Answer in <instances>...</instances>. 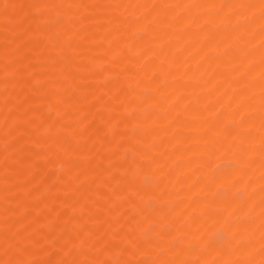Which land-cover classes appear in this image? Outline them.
I'll use <instances>...</instances> for the list:
<instances>
[{
    "label": "rangeland",
    "instance_id": "374dc122",
    "mask_svg": "<svg viewBox=\"0 0 264 264\" xmlns=\"http://www.w3.org/2000/svg\"><path fill=\"white\" fill-rule=\"evenodd\" d=\"M211 1L213 0H175L173 2L167 0H83V4L87 5L84 6L86 9L76 13V6L71 0H0V58L6 60V62L4 60V64H0V264H121L120 261L122 260L124 264H244L250 254L246 249L252 242L248 241L249 238H244L246 234H241L244 240L237 242L241 238L240 236H238L239 238L236 237L232 231H229L230 233L225 232L223 226L214 223L213 219H199L200 216H203L201 207L207 213L215 212L211 201L217 196L221 199L233 200L232 202H236L235 205L238 204L233 209V213L229 212V214L228 211H223L222 215L225 216L226 212L229 214L225 216V218L227 217L225 224L232 226V224H239L242 221L248 224L252 222L250 219H253L255 215V217L262 215L261 222L259 220V224L254 225L258 228L255 227L252 240L257 238V241L256 239L253 241L255 246L259 241L264 242V213L261 214L264 211V128H262L264 127V106L254 108V104L257 102L264 105V94L261 92L264 91L261 89L262 84H264L262 78L264 67L263 71L257 70L259 74L255 73L256 75L253 74V76L252 72L248 71L249 76L248 74L244 76L241 72L250 53H264V0H238L240 5L233 4L234 1L237 2L236 0H224L222 2L225 4L231 3L236 6L233 9L234 12L231 8L228 13L227 9L225 10L226 7L224 8V3L217 0L218 4L220 3V6L217 7L215 6L217 1ZM223 4L224 6H222ZM220 8L224 9L220 10ZM63 12H66L65 17H62ZM146 12L147 14H145ZM223 12L229 15L231 13L232 17L227 22L222 23L220 19L218 20L217 14L223 15ZM82 14H85V18H81L83 17ZM190 14L197 19L195 25L185 28L186 30L182 29L177 40H169L168 35L173 27L176 29V27L181 26L182 21L190 17ZM214 16L217 20L213 24L204 19V17H209L206 20H211ZM166 18L171 19L166 22ZM260 20L262 24L259 23L255 26L257 28L253 29L256 30L255 32L248 28L253 21L257 23ZM103 26H105V35H108L105 37L93 36L94 30ZM206 26L213 30L208 29L207 32V34L209 31L211 32L210 38L213 37L211 39L213 44H211L210 38L207 39L208 35L203 34L202 36L201 34ZM237 27L244 28L245 31L240 28L243 34L240 31L238 34L233 32V29ZM76 29L78 30L75 33ZM247 29L252 32H248ZM201 36H207L205 39L208 41L204 38L201 39ZM147 39L151 45H138V42L145 40V43L148 44ZM226 39L230 40L231 43H238L242 39L245 45L243 46L244 50L242 49L241 59L239 58L235 64L230 66L226 65L228 64L226 62L228 61V50L213 51L215 43H222ZM72 40H75L77 44L81 42V48L78 46L77 48L67 47L69 41ZM202 40L205 41L201 42ZM201 43L204 44L200 45ZM208 43L212 46H208ZM177 44L178 46H176ZM198 46L205 48L201 51ZM148 47L153 50L158 49V51L167 48L177 52V54L182 49L180 53L183 56L179 53L180 58L183 57L181 60L183 73L181 74L187 75L188 71L191 70L192 72L195 69L197 71L194 72L195 74L190 72V77L194 75L192 78L184 75H176L171 78L169 66H164V64L157 67L159 58L156 55L149 57L150 49ZM189 47L190 49H188ZM104 48L105 63L102 61L103 59L99 58ZM183 50L185 51L183 52ZM198 52L199 55L202 54V59H199L200 56L199 58L196 57ZM113 56H116V59L119 57V60L117 59L115 66L110 68L108 58ZM192 58L196 60L195 67L190 64ZM60 59H62V65L56 64L61 63ZM219 59L226 60L225 65H220L216 70V72L219 70L218 76L214 74L215 77H213L218 79L222 76L224 80L226 79L224 85L207 88L210 66L212 62L214 63L215 60ZM79 60L85 62L91 71L77 78H72L70 72H76L72 63L75 64ZM67 67L71 68L69 74L66 71ZM131 69L132 71L134 69L135 75L137 73V78L129 77L131 76L128 75L132 72ZM244 78L247 83L242 84ZM72 79L74 82L77 80L75 82L77 88L67 93ZM147 79L150 81L149 85L142 86L143 81ZM249 79L250 81H248ZM251 86L252 88L256 86V88L251 90L249 89ZM45 89L49 91L50 98L54 97L55 92L58 94L62 91L61 94L59 93L62 96L61 100H55L60 104L55 103L53 105L54 100V102L50 100L52 105L50 102L47 104V100L44 102L42 92ZM136 89L138 90L134 93L133 91ZM122 93L130 96L134 102V105L126 111L122 109L124 102ZM185 93H188L189 96L194 94L206 100L200 105L202 111L198 108V111H201V113L198 112L197 117H200L197 118L198 121L203 119L205 123L232 125L233 130L239 133L237 136L246 132L251 134L249 137L254 134L252 138L255 139V142L252 138H247L250 141L246 140L245 144L247 152H250V155L246 153L248 155L246 160L252 159L249 162L251 164L254 159L258 160L256 166H253L254 171L258 174L255 175V178L253 177L255 180H252L253 185L251 187L253 188L252 191L250 190L255 195L252 196L254 201L252 199L253 212L251 215L237 210V207L243 202L242 199L247 196V192L241 186L239 187L240 184L237 181H244L252 177L251 174L253 175V173L250 169L252 165L249 164V166L245 163L248 165V170L245 168V164L241 165V173L234 175L237 176L234 179H237L235 182L238 185L233 184L234 186H232L231 184L232 187L226 188V190L224 186H219L220 184L214 187L217 184L213 180L216 176L233 171L236 166V164L234 166V159L223 158V156H219L220 152L218 153V147L221 144L235 143L236 139L232 137L217 139L216 145H212L213 149L209 147V149H205L206 152L204 150L201 152V150L199 156L197 154L191 158V162L198 167V169L196 168L198 171H196V175L195 173L192 174L193 172L189 174L190 176H197L199 183L204 182L200 184L203 186L199 185L201 189L183 187L181 188L184 191L183 194L181 189L177 187L175 182H178L182 176V164L185 161L186 151L184 146L189 141L187 139H191L190 142L193 141L196 144L203 140L201 137L199 138V134L204 139L207 136L214 137L213 131L199 129L200 131L191 133L189 129L183 128L186 125L183 123L187 121L188 115L183 116L178 109L174 108V104L180 109L181 107H188L186 102L188 99H186ZM251 95L252 97H250ZM259 96L262 97L261 100ZM172 97L173 99H169ZM165 99L166 105L173 102V107L166 109L164 107ZM104 100H108L106 101L108 103ZM220 100L225 101L226 105H230H227L229 107L225 106L226 109L223 113L217 115ZM228 101L229 103H226ZM241 105L248 106L247 110L246 107L242 110ZM37 106H41L39 107L41 112H34V109L38 108ZM171 108L175 111H171ZM171 112H173L172 117L170 116ZM122 115H125L129 120L131 118V121L128 119L121 120ZM138 115L144 116L143 118L140 116L142 118L140 121H144V123H140V121L136 123V120H132V117L135 118ZM225 117L228 118L224 119ZM251 118L253 121L250 120ZM67 119L70 120V124ZM175 119H181L184 126L175 125L174 127ZM258 120L259 122H257ZM245 121L247 122L245 123ZM160 122L163 126H172L169 127L168 134L166 132L159 133L160 130L156 126ZM248 122L253 127L247 126ZM117 134L122 136L123 145L113 143ZM132 134L135 135L133 138ZM174 134L177 135V138L173 136ZM162 135H165L167 140L165 151L154 149L159 147L162 142ZM233 135L236 134L233 133ZM127 136L130 137L127 138ZM105 137L109 138L108 142H104L105 140L102 139ZM174 138L177 141H172ZM183 138L187 140H184L185 143L182 141ZM257 140L259 143L256 142ZM170 143L172 144L170 145ZM257 149L262 154L261 156L254 152ZM38 152L41 154L39 155ZM173 154L175 156L171 157ZM237 154L239 153L237 152ZM73 158H77L76 165L73 168L67 167L65 162H69ZM199 161L200 163H198ZM134 162L138 163L135 164L137 165L135 168H133ZM194 165L193 167H195ZM125 166L126 168H124ZM258 166L259 168H257ZM87 168H92L94 171L92 178L85 180ZM200 168H205V171ZM96 170L98 171L96 172ZM125 170L130 173L125 172ZM167 174L169 176H166ZM205 175L207 178H204ZM108 178H112V181L107 180ZM113 178L114 183L112 184ZM231 180H233V176ZM255 182L257 183L255 184ZM120 184L121 187L125 185V188H120ZM202 188L205 189L203 192ZM208 188L209 192L207 191ZM94 190L101 193L100 195L104 199L101 196L94 198L92 196ZM118 190L123 192L119 193ZM158 193L160 194L157 195ZM132 195L134 196L132 197ZM205 197L207 204L202 201V198ZM73 198L80 199L79 201L83 202L82 206L80 203L79 206L76 205L78 203L74 205L70 202ZM190 200L198 201V204L201 203V205H199V209H192L196 212L192 213L191 210V212L187 210L188 213L190 212L191 215H195L199 219L197 223L194 224L193 222L189 225L187 223L189 218L186 217L187 215H183L187 213V207L178 206L179 208L176 209L175 206ZM86 204H90L91 207L85 206ZM140 205L144 208H141ZM171 206L173 207L170 209ZM162 209L165 213L167 211V214ZM131 210L134 211V216L131 215ZM170 210L173 212H169ZM171 213L175 218L173 215L168 218ZM161 214L165 215L162 217ZM190 214L189 217H191ZM159 217H162L163 220ZM112 218L113 220H111ZM164 218L170 219L172 223ZM254 226L252 227L254 228ZM90 228V233L86 232L85 234H89L86 236L88 240H91L88 244H80L78 237L82 236L83 229L90 230ZM241 228L250 229L244 224L241 225ZM112 229L117 230L114 233ZM246 230H244L245 233H247ZM231 234L235 235L236 238ZM254 235L256 236L254 237ZM263 244L256 246L255 249H259V252H257L258 250L252 251L258 254L262 250L261 253L263 254L261 255H264ZM220 245L228 249L226 255L224 252H219L217 247ZM167 247H171L169 252L164 251L167 250ZM176 247L180 249L176 250ZM182 248L185 249L181 250ZM197 249L199 253H197ZM236 249L238 250L237 253H235ZM201 250H203L202 255ZM204 250L210 251H207V253L209 252L208 255L204 253ZM207 258L209 259L207 260ZM256 259L252 264H264V256Z\"/></svg>",
    "mask_w": 264,
    "mask_h": 264
},
{
    "label": "bare ground",
    "instance_id": "6f19581e",
    "mask_svg": "<svg viewBox=\"0 0 264 264\" xmlns=\"http://www.w3.org/2000/svg\"><path fill=\"white\" fill-rule=\"evenodd\" d=\"M75 1V2H74ZM74 1H72L71 0V2L73 3V4H75V6H76V13H78V12H81V11H84L85 9H86V7H84V6H87V5H84L83 4V0H74ZM101 1V0H100ZM168 2H173V1H175V0H167ZM217 1V0H216ZM215 1V2H216ZM222 2V1H224V0H219V2ZM237 2H235L234 1V5L235 4H238V5H240V3L238 2V0H236ZM240 1V0H239ZM37 2V1H36ZM86 2V1H85ZM121 2V1H120ZM211 2H214V0L213 1H211ZM244 2H246V1H244ZM86 3H88V2H86ZM222 3H224V2H222ZM101 4V3H100ZM212 5L214 4V3H211ZM217 4H218V1H217ZM217 4H215V6H217V7H219L220 6V3L217 5ZM225 4V3H224ZM224 4L222 5V6H224ZM233 4H225V6H224V8H225V10L227 11V13H228V10L230 11V9L232 8V11H233V9L234 8H236V6H233ZM111 5V4H110ZM112 5H113V3H112ZM227 5V6H226ZM70 8H72V7H70ZM111 8V7H110ZM113 8H114V6H113ZM116 8V7H115ZM128 8V7H127ZM203 8V7H202ZM224 8H220V10L221 9H224ZM126 9V8H125ZM88 10V9H87ZM218 10V9H217ZM75 11V10H74ZM147 11V10H146ZM104 12V11H103ZM210 12V11H209ZM234 12V11H233ZM106 14H107V12H105ZM213 13V12H212ZM221 13V12H220ZM142 14H144V13H142ZM145 14H147V12L145 13ZM144 14V15H145ZM215 14V13H214ZM83 15V17H81V18H85L84 17V15L85 14H82ZM81 15V16H82ZM101 15V14H100ZM104 15V14H103ZM216 15V14H215ZM229 14H224V12H223V15H219V13L217 14V18H218V20L220 19L221 21H222V23L223 22H227L228 21V19L229 18H231L232 17V15H231V13H230V15L228 16ZM236 15V14H235ZM66 16V12H63V14H62V17H65ZM106 16V15H105ZM190 17H188V18H186V19H184L182 22H183V24L181 25V26H178V27H176V29H174L175 27H173V29H172V31L170 32V34L168 35V38H169V40L171 39L172 41L173 40H177L179 37H180V31L182 32V29H185V28H188L189 26L191 27V26H194L195 24V22H196V20L197 19H195V16L194 15H192V14H190L189 15ZM203 16H204V14H203ZM211 16V15H210ZM228 16V17H227ZM237 16V15H236ZM61 18V17H60ZM59 18V19H60ZM74 18V17H73ZM79 18V17H78ZM80 18V19H81ZM108 18V17H107ZM217 18L214 16L211 20H206V19H209V17L208 18H205L204 17V19H205V21H210L212 24L213 23H215L214 21L215 20H217ZM261 18V17H260ZM264 18V17H263ZM58 19V20H59ZM62 19V18H61ZM77 19V18H76ZM103 19H104V17H103ZM155 19V18H154ZM154 19H153V22H154ZM167 19V18H166ZM171 19V18H170ZM170 19H167V20H165L166 22L169 20L170 21ZM233 19V18H232ZM105 20V19H104ZM152 20V19H151ZM230 20V19H229ZM65 21V20H64ZM101 21H103V20H101ZM172 22H173V19L171 20ZM49 22V21H48ZM61 22H62V20H61ZM77 22V21H76ZM255 22V23H254ZM59 23H60V21H59ZM169 23V22H168ZM204 23V22H203ZM208 23V22H207ZM262 24V21L260 20V22L258 21L257 23H256V21H253L251 24H250V26H248V28L251 30H253L254 28H256L255 26L257 25V24ZM64 24V23H63ZM212 24H209V25H212ZM106 26V25H105ZM105 26H103V27H101V28H99V29H96V30H94V32L93 31H91V32H93L92 34H93V36H96V37H98V35H100V37H105V36H107V35H105ZM209 27V26H208ZM207 26L205 27V28H203V32L201 33L202 34V36H203V34H205V35H208L209 37L207 38V36H205L207 39H209L210 38V31H213V30H210L209 28H208ZM212 27V26H211ZM178 28V29H177ZM241 28V27H240ZM235 28V29H233V32L235 33V32H237V34H238V32L242 29L243 31H245L244 30V28ZM208 29L210 30L209 31V33L207 34V32H208ZM215 29V28H214ZM225 29V28H224ZM257 29V28H256ZM74 30V29H73ZM77 30L78 29H76L75 30V33L77 32ZM186 30V29H185ZM241 30V31H242ZM250 30L248 31V29H247V31L248 32H250ZM81 31V30H80ZM201 31H202V29H201ZM223 31V30H222ZM240 31V32H241ZM256 30H253V32H255ZM107 32V31H106ZM220 32H221V30H220ZM220 32H219V34H220ZM239 32V33H240ZM252 32V31H251ZM250 32V33H251ZM199 33V32H198ZM245 33V32H244ZM247 33V32H246ZM261 33H262V31H261ZM187 34V33H186ZM200 34V33H199ZM241 34H243V32H241ZM263 34V33H262ZM198 35V34H197ZM213 35V34H212ZM211 35V36H212ZM264 35V34H263ZM189 36V35H188ZM191 36V35H190ZM201 36V39H205V37H202ZM200 37V36H199ZM213 38V37H212ZM212 38H210V40L212 39ZM150 39V38H149ZM180 39H182V38H180ZM188 39V38H187ZM186 39V40H187ZM200 39V40H201ZM207 39H205V40H207ZM69 40V39H68ZM106 40H107V38H106ZM205 40H202L201 42H204ZM146 41V40H145ZM145 41H142V42H138L139 44L138 45H151L150 43H149V41H148V39H147V41H148V44H146L145 43ZM152 41V40H151ZM180 41V40H179ZM196 41V40H195ZM199 41V40H198ZM208 41V40H207ZM212 41L213 40H211V44H213L212 43ZM49 42V41H48ZM105 42V41H104ZM190 42V41H189ZM197 42V41H196ZM215 42V41H214ZM81 43V42H80ZM77 44L76 42H75V40L73 41H69V43H68V46L67 47H70L71 46V48H77V46L79 47V48H81V44ZM106 43V42H105ZM121 43V42H120ZM152 43V42H151ZM185 43V42H184ZM183 43V44H184ZM198 43V42H197ZM196 43V46L199 44H197ZM210 43V42H209ZM207 44L208 46H210L211 44ZM233 43H235V42H233ZM233 43H231L230 42V40H228V39H226L224 42H222V43H219V42H217V43H215L213 46H214V48H213V51H215V50H220V51H227L228 50V61H226V60H224V59H219V60H215L214 61V63L212 62V64H211V66H210V78H209V80H208V82H207V84H206V87L207 88H212V87H215V86H220L221 84H223L224 82H225V80H224V78L222 77V76H220L218 79H216V78H214L215 76H218V71L216 72V70L219 68V66L221 65H225V61L228 63V64H226L227 66H230V65H233V64H235L236 63V61L237 60H239V58L241 57V54H242V52H243V46H245L244 45V41L241 39L240 40V42H238V43H235V44H233ZM179 44H180V42H179ZM204 43H201L200 45H203ZM206 44V43H205ZM67 45V44H66ZM83 45H84V43H83ZM118 45H120V44H118ZM118 45H116V46H118ZM122 45V44H121ZM153 45V44H152ZM65 46V45H64ZM98 46V45H97ZM146 46V47H147ZM175 46V45H174ZM176 46H178V44L176 45ZM175 46V47H176ZM186 46V45H185ZM206 46V45H205ZM208 46H206V47H208ZM212 46V45H211ZM50 47V46H49ZM121 47V46H120ZM163 47V46H162ZM161 47V48H162ZM173 47V46H172ZM149 48V47H148ZM151 48V47H150ZM149 48V49H150ZM152 48H154V47H152ZM182 48V47H181ZM183 48H185L184 46H183ZM198 48H201V51H202V49H204V48H202L201 46H198ZM101 49V48H100ZM188 49H190V47L188 48ZM243 49V50H242ZM79 50V49H78ZM155 50V49H154ZM153 49H150L149 50V52H148V55H149V57H152L153 55H156V56H158V58H159V64H158V66L157 67H159V66H163L164 64V66H169L168 68H170V70H169V76L172 78V77H174V76H176V75H184V74H181V73H183V68H182V65H181V60H182V54L180 53V52H182L181 50L182 49H180V51H178V54H177V52H174L173 50L172 51H170V50H168L167 48H165V49H163V50H160V51H158V49L157 50H155L154 51ZM176 50V49H175ZM186 50V49H185ZM185 50H183V52L185 51ZM82 51V50H81ZM97 51V50H96ZM102 51V50H101ZM201 51H200V53H201ZM205 52V51H204ZM203 52V53H204ZM17 53V52H16ZM58 53V52H57ZM179 53L182 55L181 56V58H180V55H179ZM49 54V53H48ZM127 55V54H126ZM147 55V56H148ZM204 55H205V53H204ZM198 56V58H199V56H200V58L199 59H202L201 58V56H202V54H200L199 55V52H198V55H196V57ZM148 57V58H149ZM196 57H194L195 59H196ZM246 57V56H245ZM68 58V57H67ZM85 58H87V57H85ZM99 58L104 62L105 61V48L103 49V52L100 54V56H99ZM108 58V57H107ZM119 58V57H118ZM117 58V59H118ZM194 58H192L191 59V61H190V64H192V66H196V60L194 59ZM90 59V58H89ZM109 59V64H108V66L111 68L113 65L115 66V62H116V56H113V57H110V58H108ZM241 59V58H240ZM4 60H5V58H2V60H1V58H0V64L2 65V64H4ZM56 60V59H55ZM74 60V59H73ZM76 60V59H75ZM81 60V59H80ZM80 60L76 63L75 62V64L77 65V67H75L76 65L74 64V63H72L73 64V66H74V68H75V70L74 71H76V72H70V70H71V68H63V69H67L66 71H67V73L69 74V72H70V75H72L73 77L72 78H77V77H79L80 75H84V74H87V72H89V71H91V68L85 63V62H80ZM83 60V59H82ZM81 60V61H82ZM119 60V59H118ZM197 61H199L198 59H197ZM3 62V63H2ZM5 62H6V60H5ZM8 62V61H7ZM45 62V61H44ZM47 62V61H46ZM57 62H59V61H57ZM60 62L61 63H56V64H60V65H62V59H60ZM224 62V64H222ZM105 63V62H104ZM202 63V62H201ZM50 65V64H49ZM48 65V66H49ZM79 65V66H78ZM105 65V64H104ZM199 65V64H198ZM202 66V65H201ZM204 66V65H203ZM263 67H264V53L263 54H257V53H250L248 56H247V59H246V63L244 64V66H243V68H242V74L245 76V74L247 75L249 72H252V76H253V74L254 75H256V74H259V73H257L258 71H260V70H262L263 69ZM55 68H56V66H55ZM79 68V69H78ZM104 68H105V66H104ZM116 68V67H115ZM52 69V68H51ZM78 71H77V70ZM159 69V68H158ZM161 69V68H160ZM128 70V69H127ZM258 70V71H257ZM55 71V70H54ZM53 71V72H54ZM131 71H132V69H131ZM130 70H129V72H131ZM133 71H134V69H133ZM131 72V73H129L128 75H131V76H129V77H131L132 79H134L136 76H137V73H136V75H135V72ZM135 71H136V69H135ZM143 71V70H142ZM195 71H197V69H195ZM195 71H192L193 73L195 72ZM199 71H201V70H199ZM249 71V72H248ZM263 71V70H262ZM261 71V72H262ZM52 72V71H51ZM57 72V71H56ZM92 72H94V70H92ZM137 72H138V70H137ZM144 72V71H143ZM190 72H191V70H190ZM190 72L188 71L187 72V75H184L185 77L187 76V77H189V78H192L194 75H192L191 77H190ZM191 72V73H192ZM139 73H140V71H139ZM192 73V74H193ZM216 73H217V75H216ZM256 73V74H255ZM263 73V72H262ZM60 74H62V73H60ZM185 74H186V72H185ZM195 74V73H194ZM214 74H215V76H214ZM142 75V74H141ZM141 75H140V77H141ZM139 76V75H138ZM144 76V75H143ZM214 76V77H213ZM248 76H249V74H248ZM223 79H222V78ZM137 78V77H136ZM142 78V77H141ZM226 78V77H225ZM262 78H263V82H264V74L262 75ZM262 78H260V79H262ZM127 79H129V78H127ZM126 79V80H127ZM188 79V78H187ZM148 80V79H147ZM143 81L144 82V84H141L140 82V84L143 86V85H149V80L148 81ZM191 80V79H190ZM227 80H228V75H227ZM230 80V79H229ZM77 81V80H76ZM75 81V82H76ZM248 81H250V79L248 80ZM25 82V81H24ZM75 82H74V80L72 79L71 80V82H70V84H69V90H67V93H70L72 90H74L75 88H77V85L75 84ZM119 82V81H118ZM125 82H127V81H125ZM132 83H133V80L131 81ZM246 81H245V78L242 80V84H244ZM238 83H239V81H238ZM247 83V82H246ZM232 84V83H231ZM234 84V83H233ZM115 85V84H114ZM145 85V86H146ZM224 85V84H223ZM247 85V84H246ZM256 86H257V84H255ZM259 85V84H258ZM76 86V87H75ZM117 86V85H116ZM142 86H140L141 87V89H142ZM249 86V85H248ZM256 86L255 87H253L252 88V86H251V88H249V89H254V88H256ZM263 86V87H262ZM262 86H261V89L262 90H264V84H262ZM125 87H126V85H125ZM134 87H136V86H134ZM138 87V86H137ZM132 88V87H131ZM184 89V88H183ZM259 89H260V85H259ZM138 89H136L135 91H133L134 93L137 91ZM248 91H250V90H248ZM247 91V92H248ZM44 92V93H43ZM43 92H42V96H43V99H44V102L47 100V104H49V102H50V104H51V101H55V100H61V97L62 96H60V94L62 93V91H61V93L60 92H58V94L56 93H54V97L53 98H50L49 97V91L48 90H43ZM101 92V91H100ZM146 92V91H145ZM156 92V91H155ZM186 92V91H185ZM244 92V91H243ZM243 92H241V94H243ZM262 92V94H264L263 92L264 91H261ZM60 93V94H59ZM63 93H64V91H63ZM65 94H66V92H65ZM196 94V93H195ZM245 94H246V92H245ZM251 94H252V92H251ZM67 95V94H66ZM121 95H123V97H124V102H123V110H128V108L129 107H131L132 105H134V102H132V98L130 97V96H128V95H126L125 93L123 94H121ZM121 95H119V96H121ZM193 96H189L188 95V93L186 94L185 93V97L187 96V98L186 99H188L186 102H187V106L188 107H186V108H184V107H181V109L180 108H178L177 107V105L175 106V104H174V108L175 109H178V111L179 112H181V114L183 115V116H185V114H187L186 116L188 117L187 118V121L185 122V123H183V121H181V119L179 120V119H175L174 120V122H175V124H174V127H175V125H179V126H184L183 124H186L183 128H186V129H189L190 131L189 132H191V133H194V132H197V130H199V129H202V131L204 130V131H213V133H214V137H209V136H207V137H205V139H204V137H202V136H200V134L199 133H196L197 135L199 134V138L201 137V139H203L200 143L198 142V143H196V144H194L193 143V141H191L190 142V140L191 139H187L186 137V139L187 140H189V141H187V140H185L184 138H183V142L185 143V141H187V143L185 144V146H184V148L186 149V151H185V161L183 162L184 164H182L183 166H182V176L179 178L180 180H178V182H175V183H177L176 185H177V187L179 188V189H181V188H183V187H190L191 189H195V190H197V189H201V187L200 186H203V185H200V184H202V183H204V182H201V183H199L198 182V179H197V176L195 177L194 175H191L190 176V174L189 173H191V172H193L192 174H194L195 173V175H196V171H198L197 169H198V167L196 166V165H194V163H192L191 161H192V159L191 158H193V157H195L197 154H198V156H199V151H201V152H203V150H204V152H206V150L205 149H209V147H212V145L214 144V145H216V143H215V141L217 142V139L219 140V138H221L222 139V137H232V138H234V139H236V141H235V143L233 142V143H231V142H229V144H226V145H222L221 143V145H220V147H218L219 148V150H218V153H219V156H223V158L225 157L226 159H228V158H231V159H234V161H235V163H234V166H235V164H236V166H235V168H234V170L233 171H228L227 173H225V174H221V175H218V176H216V178H214L213 180H215L216 182L215 183H217L216 185H214V187L215 186H217L218 184H220L219 186H224L225 188V190H226V188H229V187H232V186H234L233 184H237L238 185V183L237 182H239V187L241 186L242 187V189H244L246 192H247V196L245 197V198H243L242 200H243V202H242V204L240 205V206H238L237 207V210H238V212H243V213H248L249 215H251L252 214V210H253V208H252V196H255V195H253V193H251L250 192V190L253 188V187H251L252 185H253V181L252 180H255L254 178L257 176V172L256 171H254V169H253V166H256V164H257V159H254L253 160V163L251 164V163H249L250 161H252V159L251 160H246V158H247V154H249L250 152H247V150H246V147H245V144H246V140H248L249 138H252L253 136H254V134H253V132H252V134H253V136L251 137H249V135H251V134H248L247 132L246 133H242L240 136H237V134H239L237 131H234L233 130V127H231L232 125H227V124H225V123H205L204 122V120L203 119H201L202 121H200V123H199V121L197 120V118L199 119L200 117H197L198 116V114L199 113H201V107H200V105H202L203 104V102L205 103L206 102V100H203L202 98H200V97H198V96H195L194 94H192ZM229 95V94H228ZM247 95V94H246ZM134 96H136V95H134ZM173 96V95H172ZM189 96V97H188ZM262 96V95H261ZM122 97V96H121ZM145 97V96H144ZM248 97H249V95H248ZM250 97H252V95L250 96ZM255 97V96H254ZM153 98V97H152ZM258 98V97H257ZM259 98H260V100H261V98L262 97H260L259 96ZM66 99V98H65ZM169 99H173V97L172 98H169ZM212 99V98H211ZM51 100V101H50ZM144 100V99H143ZM53 101V102H54ZM105 102L106 101H108V100H104ZM134 101V100H133ZM144 101H147L146 99L144 100ZM150 101H153V100H150ZM166 101V99L164 100V102ZM184 101V100H183ZM143 102V101H142ZM167 102V101H166ZM166 102H165V108L167 109L168 107L170 108L171 106L173 107V105H172V103L173 102H169L167 105H166ZM55 103H58V101H55L54 103H52L53 105L55 104ZM106 103H108V102H106ZM106 103H104V104H106ZM131 103H133V104H131ZM175 103V102H174ZM177 103V102H176ZM220 105H219V109L217 110V115H220V113L222 114L223 113V111L226 109V107L225 106H227V105H230V104H225V101H223V100H220V102H218ZM226 103H229V101L228 102H226ZM46 104V105H47ZM51 104V105H52ZM58 104H60V103H58ZM57 104V105H58ZM120 104H121V102H120ZM136 104V103H135ZM78 105V104H77ZM100 105H101V103H100ZM164 105V104H163ZM178 105H180L179 103H178ZM217 105V104H216ZM215 105V106H216ZM255 105V107L254 108H256V106H258V108H261L262 106H264V105H261L260 103H255L254 104ZM261 105V106H260ZM88 106V105H87ZM115 106H117V105H115ZM115 106H114V108H115ZM38 107V106H37ZM39 107H41V106H39ZM39 107L38 108H35L34 109V112L36 111H40L41 109H39ZM121 107V106H120ZM163 107V106H162ZM214 107V106H213ZM227 107H229V106H227ZM246 107V106H245ZM245 107L243 106V105H241L240 106V108L243 110V109H245ZM248 107V106H247ZM247 107H246V110H247ZM251 107H253V106H251ZM101 108V107H100ZM198 108H199V110H201V111H198ZM264 108V107H263ZM102 109V108H101ZM109 109V108H108ZM130 109V108H129ZM164 109V108H163ZM172 109V108H171ZM212 109V108H211ZM214 109V108H213ZM240 109V110H241ZM257 109V108H256ZM75 110H77V109H75ZM80 110V109H79ZM234 110V109H233ZM239 110V111H240ZM74 111V110H73ZM78 111V110H77ZM136 111V110H135ZM171 111H175V110H171ZM41 112V111H40ZM199 112V113H198ZM38 113V112H37ZM77 113V112H76ZM75 113V114H76ZM102 113H103V111H102ZM119 113H121V112H119ZM148 113V112H147ZM173 112H171L170 113V116L172 117V114ZM175 113V112H174ZM203 113V112H202ZM214 113V112H213ZM151 114V113H150ZM179 114V113H178ZM225 114V113H224ZM133 116V115H132ZM141 115H138V117H135V118H133L132 117V120H136L135 122L137 123H139V121H140V119H142L144 116H141ZM151 116H152V114H151ZM151 116H146V117H151ZM206 117V116H205ZM222 117H224L223 115H222ZM230 117V116H229ZM254 117V116H253ZM260 117H261V115H260ZM228 117H225L224 119H227ZM129 120V118H127L125 115H122V118H121V120ZM206 119V118H205ZM67 120H69V119H67ZM163 120V119H162ZM251 121H253V119L251 118L250 119ZM119 121H120V119H119ZM129 121H131V118H130V120ZM155 121V120H154ZM157 121V120H156ZM219 121V120H218ZM134 122V123H135ZM142 121H140V123H141ZM247 121H245V123H246ZM257 122H259V120L257 121ZM78 123V122H77ZM133 123V124H134ZM142 123H144V121L142 122ZM183 123V124H182ZM69 124H70V120H69ZM69 124H66V125H69ZM79 124V123H78ZM237 124V123H236ZM241 124V123H240ZM249 124V125H248ZM80 125V124H79ZM138 125V124H137ZM246 125V124H245ZM244 125V126H245ZM253 125V124H252ZM257 125V124H256ZM86 127H88L87 125H85ZM133 126V125H132ZM139 126H140V124H139ZM178 126V127H179ZM188 128H187V127ZM247 126H251V124H250V122H248L247 123ZM35 127V126H34ZM80 127V126H79ZM153 127V126H152ZM169 127H172V126H169ZM169 127L167 126H163L162 125V123L160 122V124L158 125V126H156V128H158V130H160L159 131V133L160 132H166L167 134L169 133L168 131H169ZM177 127V126H176ZM181 127V128H182ZM239 127V126H238ZM251 127H253V126H251ZM262 127V126H261ZM254 128H255V126H254ZM262 128H264V127H262ZM79 129H81V128H79ZM179 129V128H178ZM235 129V128H234ZM261 129V128H260ZM120 130V129H119ZM131 130V129H130ZM137 130H139V129H137ZM157 130V129H156ZM245 130V129H244ZM259 130V129H258ZM80 131V130H79ZM179 131V130H178ZM200 131V130H199ZM256 131H257V129H256ZM256 131H255V133H256ZM81 132H83V131H81ZM120 132V131H119ZM127 132V131H126ZM116 133V132H115ZM115 133H114V135H115ZM118 133V132H117ZM123 133V132H122ZM132 133V132H131ZM137 133V132H136ZM165 133V134H166ZM233 133H235L236 135H233ZM78 134V133H77ZM126 134V133H125ZM128 134V133H127ZM142 134V133H141ZM157 134V133H156ZM171 134V133H170ZM129 135H130V133H129ZM190 135V134H189ZM55 136V135H54ZM135 135H133L132 134V138L134 137ZM163 136V140H162V138H160L161 140H162V142L159 144V147L157 146V148L155 147L154 149H157V150H161V151H165L166 150V145H167V140H166V137H165V135H162ZM161 136V137H162ZM174 137H176L177 135H173ZM102 137H104V136H102ZM114 137V136H113ZM128 137H130V136H127V138ZM165 137V138H164ZM171 137V136H170ZM255 137H257V136H255ZM177 138V137H176ZM248 138V139H247ZM103 140H105L104 142H106L107 140L109 141V138H107V137H105V138H102ZM101 139V140H102ZM122 136L120 135V134H117L116 136H115V138H114V141H113V143L114 144H116V145H118V144H122L123 143V141H122ZM178 139H180V138H178ZM253 139V138H252ZM258 139H259V137H258ZM134 140V139H133ZM160 140V141H161ZM173 140H175V138L174 139H172V141ZM185 140V141H184ZM200 140V139H199ZM254 140V142H255V139H253ZM107 141V142H108ZM122 141V142H121ZM129 141V140H128ZM127 141V142H128ZM171 141V140H170ZM169 141V142H170ZM175 141H177V140H175ZM179 141V140H178ZM182 141H180V142H182ZM248 141H250V140H248ZM189 142V143H188ZM225 142H226V140H225ZM251 142H252V140H251ZM256 142H258L259 143V141L257 140ZM130 143V142H129ZM173 143V142H172ZM172 143H170V145L172 144ZM179 143V142H178ZM219 143V142H218ZM231 143V144H230ZM120 144V145H121ZM132 144V143H131ZM139 144V143H138ZM199 144V145H198ZM119 145V146H120ZM123 145V144H122ZM158 145V144H157ZM169 145V144H168ZM178 145V144H177ZM132 146V145H131ZM140 146V145H139ZM76 147V146H75ZM131 148V147H130ZM39 149V148H38ZM132 149V148H131ZM178 149V148H177ZM212 149H213V147H212ZM179 150H180V148H179ZM252 150H254V149H252ZM259 150H260V148H259ZM264 150V149H263ZM262 150V151H263ZM136 151V150H135ZM173 151V150H172ZM184 151H183V153H184ZM217 151V150H216ZM261 151V152H262ZM211 152V151H210ZM237 152L239 153V154H237ZM254 152H257V153H259L258 152V149L257 150H255ZM176 153H177V151H176ZM179 153V152H178ZM211 153H213V151L211 152ZM247 153V154H246ZM263 153H264V151H263ZM38 154L40 155L41 153L40 152H38ZM37 154V155H38ZM137 154V153H136ZM161 154V153H160ZM162 154H165V152L163 153L162 152ZM168 154V153H167ZM166 154V155H167ZM222 154V155H221ZM236 154V155H235ZM138 155V154H137ZM177 155V154H176ZM179 155H184V154H179ZM210 155V153L208 154V156ZM217 155V154H216ZM250 155V154H249ZM254 155H255V153H254ZM262 154H260L259 153V156H261ZM264 155V154H263ZM138 156H140V155H138ZM175 155L173 154L171 157H174ZM126 157V156H125ZM124 157V158H125ZM141 157V156H140ZM120 158V157H119ZM137 158V157H136ZM136 158H134V159H136ZM159 158V157H158ZM169 158V157H168ZM254 158H257V157H254ZM259 158V157H258ZM129 159V158H128ZM127 159V160H128ZM199 159V158H198ZM206 159V158H205ZM248 159V158H247ZM76 160H77V158L76 159H74L73 158V160H71V161H69V162H65V165L67 166V167H69V168H73L75 165H76ZM118 160V159H117ZM121 160V159H120ZM123 160V159H122ZM130 160V159H129ZM157 160V159H156ZM79 161V160H78ZM101 161V160H100ZM158 161H159V159H158ZM157 161V162H158ZM233 161V162H234ZM260 161V160H259ZM34 162H36V161H34ZM117 162H120V161H117ZM116 162V163H117ZM124 162V161H123ZM133 162V161H132ZM137 162H138V160H137ZM137 162H134L133 164H134V167L133 168H135L137 165H135V164H138ZM191 162V163H190ZM194 162V161H193ZM115 163V162H114ZM140 163V162H139ZM196 163V162H195ZM198 163H200V161L198 162ZM205 163V162H204ZM245 163H247L248 165L250 164V165H252V167L250 168L251 170H252V172L251 173H253V175L251 174V176L252 177H250V178H248L247 180H244V181H237V182H235V180H237V179H234V177L236 178L237 176H234V175H236L237 173H241L240 172V167H241V165H244ZM90 164V163H89ZM99 164V163H98ZM129 164V163H128ZM166 164H167V162H166ZM122 165H124V164H122ZM126 165V164H125ZM193 165L195 166V167H193ZM208 165V164H207ZM248 165H244V166H246L245 168L248 170ZM249 165V166H250ZM263 165V164H262ZM119 166V165H118ZM142 166V165H141ZM146 166V165H145ZM157 166V165H156ZM199 166V165H198ZM205 167H207L206 165H204ZM89 167V166H88ZM231 167V166H230ZM263 167V166H262ZM119 168V167H118ZM124 168H126V166L124 167ZM141 168V167H140ZM158 168L160 169V167L158 166ZM157 168V169H158ZM197 168V169H196ZM243 168V167H242ZM257 168H259V166L257 167ZM261 168V167H260ZM82 169V168H81ZM121 169V168H120ZM201 170H203V171H205L203 168H200ZM199 169V170H200ZM127 170V169H126ZM125 170V172H128V171H126ZM129 170H133V169H129ZM136 170V169H135ZM257 170V169H256ZM94 170L92 169V168H87V170H86V172H85V180L86 179H90V177L92 178V172H93ZM98 170H96V172H97ZM165 171V170H164ZM168 171H170L169 169H168ZM260 171H261V169H260ZM264 171V170H263ZM113 172V171H112ZM166 172V171H165ZM201 172V171H200ZM199 172V173H200ZM128 173H130V172H128ZM166 173H168V172H166ZM210 173V172H209ZM112 174V173H111ZM203 174V173H202ZM208 174V173H207ZM206 174V175H207ZM206 175H205V177L204 178H207L206 177ZM249 175V174H248ZM256 175V176H255ZM263 175V174H262ZM112 176H113V174H112ZM132 176V175H131ZM137 176V175H136ZM166 176H169V174H167ZM171 176H172V174H171ZM204 176V175H203ZM210 177H213V176H211V175H209ZM232 176H233V180H231L232 179ZM246 176V175H245ZM138 177V176H137ZM165 177V176H164ZM173 177H174V175H173ZM172 177V178H173ZM254 177V178H253ZM116 178H118V177H116ZM115 178V179H116ZM171 178V177H170ZM253 178V179H252ZM262 178H263V176H262ZM110 178H108L107 180H109ZM112 179V178H111ZM110 179V180H111ZM163 179V178H162ZM45 180H47V179H45ZM109 180V181H110ZM207 180V179H206ZM206 180H203V181H206ZM209 180H211V179H209ZM112 181V180H111ZM117 181V180H116ZM120 181V180H119ZM125 181V180H124ZM134 181V180H133ZM163 181V180H162ZM231 181H232V183H231ZM118 182V181H117ZM130 182V181H129ZM129 182H128V185H129ZM211 182V181H210ZM209 182V183H210ZM112 184L114 183V178H113V182H111ZM124 183H126V182H124ZM131 184H132V182H130ZM163 183V182H162ZM257 182H255V184H256ZM130 184V185H131ZM137 184V183H136ZM206 184V183H205ZM232 184V186H230ZM155 185V184H154ZM160 185V184H159ZM200 185V186H199ZM259 185V184H258ZM133 186V185H132ZM115 187V186H114ZM120 188H125V185L124 186H122L121 187V184H120V186H119ZM135 187V186H134ZM198 187V188H197ZM211 187V186H210ZM251 187V188H250ZM261 187V186H260ZM96 188H97V186H96ZM120 188H118V189H120ZM197 188V189H196ZM204 188V187H203ZM202 188V192H203V190H205V189H203ZM158 189V188H157ZM166 189H168V188H166ZM187 189V188H186ZM211 189V188H210ZM230 189V188H229ZM123 191H124V189H122ZM139 190H141L140 188H139ZM143 190V189H142ZM145 190V189H144ZM160 190V189H159ZM209 190V188L207 189V191ZM264 190V189H263ZM119 191V193L120 192H123V191H120V190H118ZM117 191V192H118ZM181 191L183 192V194H184V191L181 189ZM199 191V190H198ZM252 191V190H251ZM137 192H138V190H137ZM136 192V193H137ZM139 192H142V191H139ZM156 192V191H155ZM209 192V191H208ZM213 192V191H212ZM129 193H132V192H129ZM161 193H163V192H161ZM177 193V192H176ZM185 193H188V192H185ZM190 193V192H189ZM188 193V194H189ZM206 193V192H205ZM89 194H92V193H89ZM101 193H99L97 190H94L93 191V197L94 198H99L101 195H100ZM114 194V193H113ZM160 193H158L157 195H159ZM167 194V193H166ZM170 194V193H169ZM181 194V193H180ZM187 194V195H188ZM137 195V194H136ZM135 195V196H136ZM165 195V194H164ZM177 195V194H176ZM179 195V194H178ZM90 197H91V195H89ZM134 195H132V197H133ZM180 196V195H179ZM202 196H205V195H202ZM102 197V199H104L103 198V196H101ZM188 197H190V196H188ZM65 198V197H64ZM88 199H89V197H87ZM86 198V199H87ZM193 198V197H192ZM216 198V199H215ZM73 199H74V201H73ZM73 199H71L70 200V202H72V203H74V205L76 204V203H78V204H76V205H79L80 206V204H81V206H82V201H79L80 199H77V198H73ZM112 199V198H111ZM187 199V198H186ZM210 199H212V198H210ZM237 199V198H236ZM76 200H78V201H76ZM90 200V199H89ZM101 200V199H100ZM188 200V199H187ZM207 199H206V197L205 198H202V201L205 203V204H207L205 201H206ZM213 200V199H212ZM88 201V200H87ZM95 201H96V199H95ZM98 201V200H97ZM132 201V200H131ZM181 201V200H180ZM179 201V202H180ZM193 200H190L189 202L187 201V203H184V202H181V203H179V205H177V206H175V208L177 209V207L179 206V207H187L186 208V211L187 210H191L192 211V209L193 208H198L199 209V205H201V203L200 204H198V201H196V202H192ZM233 201V200H232ZM232 201H230V200H228V199H221V197L220 198H218V196L217 197H214V200L213 201H211V202H213V204H212V206L214 207L213 209H215V212H213L214 213V215H212L211 213H207V212H205L204 210H203V208L201 207L200 209H202L201 210V213H203V216L201 217L200 215V217H199V219L201 220V219H206V218H211V219H213V221H215L214 223H217V224H219V226H223L222 228H224V231L225 232H227V233H230L231 231H232V234H235L236 235V237H238V236H240L241 238L240 239H236L237 240V242H239V240L240 241H243L244 239H242V235L241 234H243V235H245L246 234V237H244V238H249L248 239V241H255V239H256V241H257V238H254L253 240H252V238H253V234L255 233V229L256 228H258L257 226H254V225H258L259 223H258V221L260 220V219H262V215L261 214H263L264 213V211H262L261 212V214H259L258 213V215H261V216H258V217H253V219H250L252 222L250 223H245L244 221H242L241 223H239V224H232V226H231V224H225L226 222V218H225V216H227V215H229L230 213L229 212H232L233 213V209H235L236 208V206L238 205H235V203L236 202H232ZM235 201V200H234ZM253 201H254V199H253ZM91 202V201H90ZM80 203V204H79ZM95 203V202H94ZM97 203V202H96ZM92 204V203H91ZM114 204V203H113ZM175 204V203H174ZM209 204V203H208ZM157 205V204H156ZM159 205V204H158ZM259 204H257V206H258ZM85 206H89V207H91L90 206V204H86ZM142 205H140V207H141ZM165 206H167V205H165ZM164 206V207H165ZM208 206V205H207ZM113 207V206H112ZM115 207V206H114ZM136 207V206H135ZM173 206H171L170 207V209L172 208ZM178 207V208H179ZM184 207V208H185ZM259 207V206H258ZM258 207H257V209H258ZM141 208H144L143 206L141 207ZM158 208H159V206H158ZM167 208V207H166ZM168 208H169V206H168ZM183 208V209H184ZM207 208V207H206ZM212 208V207H211ZM256 209V208H255ZM127 210H129V209H127ZM161 210V209H160ZM163 210V209H162ZM167 210H169V209H167ZM228 211V213L226 212V214H225V216L224 215H222V213H223V211ZM241 210V211H240ZM126 211V210H125ZM164 211V210H163ZM163 211H162V213H163ZM190 211V212H191ZM202 211H204V212H202ZM210 211H214V210H210ZM235 211V210H234ZM258 211V210H257ZM131 212H132V214L131 215H133V213H134V211H132L131 210ZM130 212V213H131ZM154 213H155V211H153ZM159 212V211H158ZM169 212H173V210L171 211H169ZM190 212L188 213V211H187V213L186 214H183V215H187L186 217L187 218H189V220L187 219V223L190 225V224H193V222H194V224H195V222L197 223V221L199 220L198 219V217H195V215H191L190 214ZM193 212H196V211H192V213ZM236 212V211H235ZM237 212V213H238ZM126 213V212H125ZM164 213H165V211H164ZM88 214H91V213H88ZM156 214V213H155ZM165 214H167V211H166V213ZM165 214H161L162 215V217H163V215H165ZM169 214V213H168ZM189 214H190V216L191 217H189ZM242 214V213H241ZM8 215V214H7ZM138 215V214H137ZM170 215V214H169ZM172 213H171V216H168V218H170V217H172ZM210 215H212V216H210ZM240 215V214H239ZM129 216V215H128ZM134 216V215H133ZM248 216V215H247ZM115 217V216H114ZM130 217H132V216H130ZM160 218V219H162L163 220V218ZM184 217V216H183ZM195 217V218H194ZM250 217V216H249ZM5 218V217H4ZM115 218H117V216L115 217ZM128 218V217H127ZM157 218H158V216H157ZM173 218H175L174 217V215H173ZM263 218H264V216H263ZM9 219V218H8ZM117 219H119V218H117ZM165 220H167V221H170V219H166V218H164ZM181 219H182V217H181ZM208 219V220H209ZM241 219L243 220V218L241 217ZM7 220V219H6ZM111 220H113V218L111 219ZM159 220V219H158ZM172 220V219H171ZM174 220V219H173ZM180 220V219H179ZM246 220V219H245ZM249 220V219H248ZM118 221V220H117ZM191 221V222H190ZM210 221V220H209ZM171 223H172V221H170ZM240 222V221H239ZM247 222V221H246ZM260 222H261V220H260ZM107 223V222H106ZM106 223H105V225H106ZM175 224V223H174ZM245 225V226H248V228H250V229H248V230H246V228H241V225ZM250 224V225H249ZM251 224H253L252 226H254V228L251 226ZM87 225H88V223H87ZM99 226V225H98ZM100 226H102V224H100ZM107 226V225H106ZM92 227V226H91ZM95 227V226H94ZM177 227V226H176ZM256 227V228H255ZM264 227V226H263ZM76 229V228H75ZM97 229H98V227H97ZM121 229V228H120ZM242 229V230H241ZM246 230L247 231V233H245V231L244 230ZM264 229V228H263ZM95 230H96V227H95ZM94 230V231H95ZM98 230H100V228L98 229ZM112 230H114V229H112ZM117 229H115L114 230V233H115V231H116ZM122 230V229H121ZM131 230V229H130ZM129 230V232H131ZM259 230V229H258ZM90 231H91V228H90V230L89 229H83V233H82V236L81 237H78V242L81 244H88L89 243V241L91 240V239H89L88 240V237L86 236V235H89V234H85L86 232L87 233H90ZM110 231V230H109ZM230 231V232H229ZM233 231H234V233H233ZM244 232V233H243ZM5 233V232H4ZM132 233V232H131ZM134 233V232H133ZM117 234H119V233H117ZM140 234V233H139ZM231 234V235H232ZM256 234H257V232H256ZM131 235H134V234H131ZM235 235L233 236V237H235ZM252 235V236H251ZM251 236V237H250ZM256 235H254V237H255ZM257 236H259L258 234H257ZM131 237V236H130ZM138 237V236H137ZM199 237H200V235H199ZM235 237V238H236ZM263 237H264V234H263ZM133 238H135V237H133ZM132 238V239H133ZM234 238V239H235ZM239 238V237H238ZM242 239V240H241ZM247 239H246V241H247ZM263 239V238H262ZM200 240V239H199ZM196 241V240H195ZM165 242V241H164ZM234 242H236V241H234ZM248 242L249 243V246L247 247V251H249L248 253H250L249 254V257L247 256V260H245V263L244 264H252L253 262H255V259L257 258V257H259L260 258V256L262 257V256H264V255H261V254H263V253H261V251L262 250H260V253H258L257 254V252H259V249H255L256 248V246H258V244L260 245L261 243L263 244L264 242H261V241H259L257 244H256V246L254 245L255 243L253 242ZM78 243V244H79ZM200 243H202L201 242V240H200ZM145 244V243H144ZM156 244H158V243H156ZM155 244V245H156ZM175 244V243H174ZM195 244V243H194ZM198 244V243H197ZM199 245V244H198ZM197 245V246H198ZM206 245V244H205ZM264 245V244H263ZM169 246V245H168ZM194 246H196V245H194ZM221 246V245H220ZM220 246H218L217 248L219 249V252L220 253H223L224 252V254L226 253V251L228 250L227 248H224V247H220ZM246 246V245H245ZM244 246V247H245ZM80 247V246H79ZM145 247H147V246H145ZM173 247V246H172ZM220 247V248H219ZM170 248L171 247H167L166 249L168 250H164L165 252H169L170 251ZM203 248H205V247H203ZM209 248V247H208ZM207 248V249H208ZM217 248H215L216 250H218ZM175 249V248H174ZM177 249H180V248H177L176 247V250ZM183 249H185V248H182L181 250H183ZM200 249H202V248H200ZM147 250V249H146ZM220 250H222V251H220ZM255 251V250H258L257 252H253V251ZM164 251H162V252H164ZM179 251V250H178ZM194 251V250H193ZM193 251H192V253H193ZM199 250L197 249V253H199L198 252ZM205 251V250H204ZM207 251H209V250H206L204 253H207ZM203 252V250H201V255L203 254L202 253ZM210 252V251H209ZM208 252V253H209ZM218 252V253H219ZM238 252V250L236 249V251H235V253H237ZM191 253V252H190ZM208 253H207V255H208ZM215 253H216V251H215ZM214 253V254H215ZM245 253H247L246 251H245ZM162 254V253H161ZM200 255V254H199ZM218 255V254H217ZM222 255V254H221ZM226 255V254H225ZM204 257H206V256H204ZM259 258H257V259H259ZM209 258H207V260H208ZM256 259V260H257ZM123 261V260H122ZM122 261H120V263L121 264H124V262H122ZM124 261H125V259H124ZM127 263V262H126ZM151 263V262H150Z\"/></svg>",
    "mask_w": 264,
    "mask_h": 264
}]
</instances>
